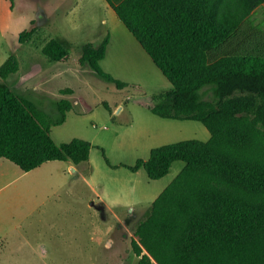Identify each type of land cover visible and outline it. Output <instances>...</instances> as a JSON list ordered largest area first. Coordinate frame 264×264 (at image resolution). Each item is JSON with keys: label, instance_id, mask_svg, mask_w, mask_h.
Listing matches in <instances>:
<instances>
[{"label": "trees", "instance_id": "1", "mask_svg": "<svg viewBox=\"0 0 264 264\" xmlns=\"http://www.w3.org/2000/svg\"><path fill=\"white\" fill-rule=\"evenodd\" d=\"M107 1L173 85L150 111L198 121L211 133L207 142L159 146L125 165L158 180L175 161L186 163L137 223L139 264H264V31L246 23L264 0ZM110 39L108 31L100 45L86 44L81 61L124 89L129 84L100 64ZM62 45L53 41L44 54L58 61L67 54ZM19 70L15 55L0 66V159L26 172L52 161L89 162L90 141L58 143L52 135L72 101L40 107L9 84Z\"/></svg>", "mask_w": 264, "mask_h": 264}, {"label": "rangeland", "instance_id": "2", "mask_svg": "<svg viewBox=\"0 0 264 264\" xmlns=\"http://www.w3.org/2000/svg\"><path fill=\"white\" fill-rule=\"evenodd\" d=\"M9 2L0 0V65L11 55L20 61V70L9 78V84L49 111L51 101L71 100L74 109L66 121L52 127L54 140L62 143L81 138L93 145L89 162L77 165L75 185L66 187L69 194L62 203L68 204L70 212L65 215L60 211L53 227L38 224L42 226L40 238L34 228V237L43 239L49 248L44 263L136 264L138 255L132 243L137 240V223L186 163L175 161L170 172L158 180H151L144 168L134 172L125 165L147 160L153 148L185 140L207 141L211 134L198 121L163 119L153 114L148 106L155 104L153 96L163 87L155 88L147 75L142 85L131 83L119 89L81 61L84 46L100 45L109 31L102 24L105 0H16L12 15ZM246 22L264 30V4ZM29 31L32 34L21 43V33ZM53 41L63 44L67 51L58 61L44 54ZM124 52L128 56L133 53ZM123 61L132 60L123 56ZM118 62H112V71L122 66ZM119 74L139 80L130 69L123 68ZM118 108L122 110L118 112ZM147 116L154 120L150 137L140 129ZM85 177L91 178V187ZM103 202L119 217L109 211L107 219L100 221L96 207ZM138 257L140 261L142 256Z\"/></svg>", "mask_w": 264, "mask_h": 264}, {"label": "crops", "instance_id": "3", "mask_svg": "<svg viewBox=\"0 0 264 264\" xmlns=\"http://www.w3.org/2000/svg\"><path fill=\"white\" fill-rule=\"evenodd\" d=\"M105 2L102 24L107 26L111 39L107 46L106 56L100 62L102 68L112 76L114 75L116 79H123L121 81L128 84L142 85L147 80L145 79L147 75L155 88L163 87V90L158 93L155 92L157 94L153 96L155 98L154 103H156L173 88L172 83L155 64L133 33L118 18L108 1L105 0ZM8 7L12 15L14 12L10 2ZM4 15L7 16V13ZM259 29L262 30V28ZM125 50L133 53L128 56L129 54L124 52ZM123 56L130 57L131 63H125ZM119 60L122 66H117L116 72L112 71V62L118 64ZM104 64H107V70ZM123 68L135 71L139 80L121 76L119 73L123 71ZM120 110L122 109L118 108L117 111ZM152 121H154L152 117L147 116L144 125L140 126L147 137L152 134L150 127ZM77 168L78 166L71 161H52L26 172L10 160L0 159V264H45V258H49V248L43 245V239H39L42 235L39 229L42 226H38V224L45 223L47 226L53 227L52 221L58 220L60 211L65 215L70 212L68 204H63L65 202L62 199L69 194L66 187L70 188L75 185ZM90 179L85 177L88 186L91 185ZM96 208L100 212V221L107 219L109 211L119 217L115 210L104 202ZM34 228L40 234L39 238L34 237ZM136 258L137 264L139 257L136 256ZM120 264H123V261ZM153 264L157 263L153 260Z\"/></svg>", "mask_w": 264, "mask_h": 264}]
</instances>
